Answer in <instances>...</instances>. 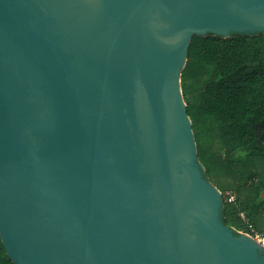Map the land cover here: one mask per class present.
<instances>
[{"label":"water","instance_id":"95a60500","mask_svg":"<svg viewBox=\"0 0 264 264\" xmlns=\"http://www.w3.org/2000/svg\"><path fill=\"white\" fill-rule=\"evenodd\" d=\"M264 0H0V236L15 264H264L223 221L182 89L195 35Z\"/></svg>","mask_w":264,"mask_h":264},{"label":"trees","instance_id":"16d2710c","mask_svg":"<svg viewBox=\"0 0 264 264\" xmlns=\"http://www.w3.org/2000/svg\"><path fill=\"white\" fill-rule=\"evenodd\" d=\"M181 83L205 176L223 193V221L264 231V33L195 35ZM0 264H15L1 236Z\"/></svg>","mask_w":264,"mask_h":264},{"label":"built area","instance_id":"2783aa9c","mask_svg":"<svg viewBox=\"0 0 264 264\" xmlns=\"http://www.w3.org/2000/svg\"><path fill=\"white\" fill-rule=\"evenodd\" d=\"M235 194L229 193V201H234L235 200ZM248 227L251 229V232H245L243 230H238L239 232H245L248 233L250 235H252L257 241H259L260 243H262L264 245V231H257L254 229L252 224H248Z\"/></svg>","mask_w":264,"mask_h":264},{"label":"rangeland","instance_id":"374dc122","mask_svg":"<svg viewBox=\"0 0 264 264\" xmlns=\"http://www.w3.org/2000/svg\"><path fill=\"white\" fill-rule=\"evenodd\" d=\"M263 196H264V193H263Z\"/></svg>","mask_w":264,"mask_h":264}]
</instances>
